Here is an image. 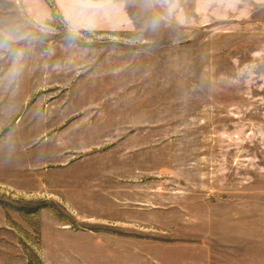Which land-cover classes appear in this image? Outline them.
Instances as JSON below:
<instances>
[{
  "label": "rangeland",
  "instance_id": "rangeland-1",
  "mask_svg": "<svg viewBox=\"0 0 264 264\" xmlns=\"http://www.w3.org/2000/svg\"><path fill=\"white\" fill-rule=\"evenodd\" d=\"M0 264H264V0H0Z\"/></svg>",
  "mask_w": 264,
  "mask_h": 264
}]
</instances>
